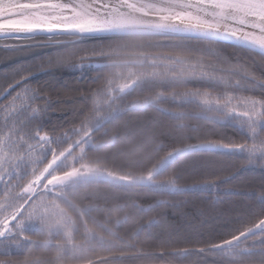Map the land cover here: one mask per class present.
<instances>
[{"label":"snow or ice","instance_id":"snow-or-ice-1","mask_svg":"<svg viewBox=\"0 0 264 264\" xmlns=\"http://www.w3.org/2000/svg\"><path fill=\"white\" fill-rule=\"evenodd\" d=\"M45 48L0 81V264H264V175L219 231L164 229L155 246L140 239L152 213L178 205L138 199L236 179L190 175L202 153L264 174V0H0V51ZM52 67L95 73L68 127L47 125L53 101L33 83ZM151 110L176 121L168 142L122 119Z\"/></svg>","mask_w":264,"mask_h":264},{"label":"trees","instance_id":"trees-1","mask_svg":"<svg viewBox=\"0 0 264 264\" xmlns=\"http://www.w3.org/2000/svg\"><path fill=\"white\" fill-rule=\"evenodd\" d=\"M3 70L4 64L0 62V71L3 72ZM93 75L95 73L90 69L80 71L79 69L52 67L35 78L33 83H37L39 87L44 89L53 101L52 109L49 110L45 118L48 126L60 123H63L65 127L69 126L65 121L71 122L74 116L73 109H78L83 103L79 100V93L86 90V85L91 83L90 77ZM122 119L130 120L133 124L144 122L158 124L165 133V136H162L165 142H168L167 132L174 128L176 124V121L155 110L142 114L128 113ZM186 122L198 124L204 131H211L210 124L206 122L195 119ZM211 138L218 139L219 137L213 136ZM188 142L194 143L195 141ZM187 165L192 169L190 175L198 176L199 173L196 170L202 165H208L213 168L224 169L225 175H235L236 179L231 180L228 184L221 185L218 192L197 191L176 195L169 193H139V203L145 206L156 204L160 200L170 201L178 205L172 207L170 204H166L157 207L152 215H156L161 219V225L152 229H145L141 233V240H147L155 246L160 239L166 238L167 232L164 229L170 231L179 229L181 232L192 229L219 231L224 221L236 214L234 211H229L230 209L239 210L247 206L251 198L245 194L252 191L258 192L261 177L264 175L259 168L248 169L241 160L212 153H202L195 157H189ZM217 196L219 197L218 201ZM134 220L143 226L147 223L148 217L136 214ZM126 264H131V262H126Z\"/></svg>","mask_w":264,"mask_h":264},{"label":"rangeland","instance_id":"rangeland-1","mask_svg":"<svg viewBox=\"0 0 264 264\" xmlns=\"http://www.w3.org/2000/svg\"><path fill=\"white\" fill-rule=\"evenodd\" d=\"M52 51H54V49H52V48L31 49V50L25 51L22 54H16V55L7 54V53H3L2 51H0V62H3V64H4L3 72L10 70L11 68H13L14 66H16L19 63L32 61V60H34V59H36L42 55L48 54ZM231 51L232 50L229 49L228 53H226V54H230ZM86 69H88V68H85L83 70H86ZM76 70H78V69H76ZM80 71H82V70H80ZM209 264H211V262H209Z\"/></svg>","mask_w":264,"mask_h":264},{"label":"flooded vegetation","instance_id":"flooded-vegetation-1","mask_svg":"<svg viewBox=\"0 0 264 264\" xmlns=\"http://www.w3.org/2000/svg\"><path fill=\"white\" fill-rule=\"evenodd\" d=\"M3 72H0V81H2L3 80Z\"/></svg>","mask_w":264,"mask_h":264}]
</instances>
